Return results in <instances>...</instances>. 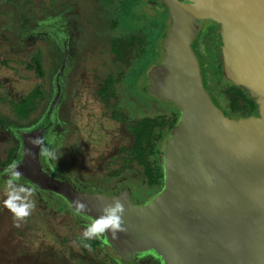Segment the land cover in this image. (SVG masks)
I'll use <instances>...</instances> for the list:
<instances>
[{
  "label": "water",
  "instance_id": "1",
  "mask_svg": "<svg viewBox=\"0 0 264 264\" xmlns=\"http://www.w3.org/2000/svg\"><path fill=\"white\" fill-rule=\"evenodd\" d=\"M160 1L171 27L147 90L180 109L162 150L161 189L141 205L127 190L109 196L76 189L44 170L41 128L20 133L23 151L12 173L75 211L79 198L88 206L80 214L91 218L120 200L127 231L102 237L123 259L151 251L162 264H264V0ZM205 20L220 24L224 76L255 98L257 116L229 117L207 91L193 48Z\"/></svg>",
  "mask_w": 264,
  "mask_h": 264
},
{
  "label": "rangeland",
  "instance_id": "2",
  "mask_svg": "<svg viewBox=\"0 0 264 264\" xmlns=\"http://www.w3.org/2000/svg\"><path fill=\"white\" fill-rule=\"evenodd\" d=\"M136 1V3L140 2L144 8L146 7L147 14L144 16L146 18L141 17L142 21L139 22L134 19L136 17L132 13L123 14V10L119 11L120 9H118L116 13L120 16L119 27L123 30L130 28L131 30H144L145 35L151 41V46L149 51H146L142 57L140 56L133 61L131 68L123 78V87L137 96L146 98L149 93L143 86L147 84L146 80L150 69L165 57V51L161 46V38L165 32L170 30L171 17L162 7L147 8V0L146 2L144 0ZM118 6L123 5L118 4ZM139 10L137 9V11ZM71 17L73 18L71 22L75 20L76 23H74L75 25L71 23V27H68V29L74 28L73 26L77 27L79 31L81 29L84 35H88L87 40H85L86 48H92L98 51L100 55L97 63L91 64L88 61L86 64L80 65L84 68V70L82 69L83 75L85 70H88L85 74L87 81L95 80L98 75L100 78L110 73L119 74L122 68L121 62L115 60L104 63L105 60L103 61V58H107L106 52L109 50V40H111V35L108 32L112 25V18L111 7L108 6V3H104L103 0H0V158H5V151L11 145L9 140H14V134L7 127L12 123L18 124L10 111L8 101H3L2 98L8 97L9 99L18 100L42 82H44L50 95L55 94L56 77L60 72L63 60L61 35L65 31L67 18ZM162 19H164V26L161 25L163 23ZM156 24L159 25L156 26ZM42 26H46L47 29L39 30ZM94 29L102 30V33H96ZM163 29L164 31H162ZM205 39L206 34L203 30L193 43L195 50L203 60L205 56L213 55V47L209 45L210 38ZM202 44L203 47H201ZM156 49L158 52H156ZM37 50L41 51L44 56V80L38 78L33 70L26 67V62ZM104 50L105 53H101ZM78 57L80 58V55ZM69 67L71 71L65 74L66 80H68L69 85L78 88L80 86H76L78 85L77 82L72 81L76 79L72 71H75L77 67L79 68L77 60L72 62ZM205 71L206 82L212 92L209 87L206 68ZM218 78L221 81L223 80L220 76ZM86 79L85 84L87 83ZM57 87L61 91V86L57 85ZM70 94H72L71 91ZM131 101L124 102V105L129 106L132 103ZM74 102L73 119L67 116L66 118L69 121L62 120V132L58 133V143L55 144L54 151L56 156H60L62 152L66 164L74 166L75 174L82 177L84 175L97 177V173L101 171L99 164L105 160V156L114 153L117 143L129 145L133 142V138L122 126L111 121L108 117L103 123L101 122V118L105 115L100 109L98 110L99 103L95 101L87 103L86 99H80L79 97ZM43 111L44 108L39 114L42 115ZM96 124L102 125L103 136L92 134L93 139L96 140L89 141L88 128ZM27 125L30 126V122ZM77 125L84 130L83 133L88 135L83 137L80 147L72 152V143L77 142L75 140ZM19 126L25 125L19 124ZM103 128L110 132H106ZM67 140L71 145L67 144ZM110 167L113 169L112 166ZM105 173H107L106 170ZM137 174L139 179L144 178L141 177V171H137ZM130 176L132 175L130 174ZM130 183L129 180L127 185L132 191L133 202H137L136 198L140 196V193L149 191V188H144L136 182L133 183V186ZM36 191L33 186L15 177L5 180L0 179V264H40L39 259H36L39 247L42 251L48 253L41 264H47V260L51 262L49 264H81L85 260V257L83 258L85 253L83 248L79 246L81 244L74 240L77 235L83 234L85 227L75 220L71 213L56 212L54 203L60 202L57 198L42 196L43 199L40 200L38 197L35 198L37 196ZM10 193L20 197L17 203L27 202L32 205L28 216L18 218L6 206L5 201L9 198ZM47 200L49 202H45ZM61 204L59 203L57 206L67 208L66 205ZM47 206L49 209H46ZM47 224L53 225V230L50 231L51 234L47 236V241L51 246L48 243L47 245L42 243L36 246L37 241L31 242L33 244L26 242L27 240H33L30 236L32 232L38 233L36 229H44V225ZM50 228L52 229V226ZM32 235L34 234L32 233ZM102 248L105 250V247ZM88 252L92 254L95 251L88 250ZM41 254L43 256V253ZM140 256L139 259L142 262L151 261L154 264H162L160 259L151 251L143 252ZM99 260L100 258H98Z\"/></svg>",
  "mask_w": 264,
  "mask_h": 264
},
{
  "label": "flooded vegetation",
  "instance_id": "3",
  "mask_svg": "<svg viewBox=\"0 0 264 264\" xmlns=\"http://www.w3.org/2000/svg\"><path fill=\"white\" fill-rule=\"evenodd\" d=\"M103 2L108 3V6L111 7V18H113L115 16L114 11H115L116 3L114 2V0H103ZM65 26H66L65 31L62 33L61 35L62 38L60 40L62 43L61 53L63 56V60H62V64L60 67V72L56 77V91L54 92L55 94L50 95L44 85V82L40 83V84H43L45 90L47 91V95H45L43 100H41L40 108L36 112L31 114L27 121L21 122L16 119L18 124L12 123L7 127V129L11 133L14 134V140L12 139L9 140L11 145L9 146L7 151H5V156H4L5 158H2V157L0 158V171H1L0 179L5 180V179H11L15 177V174L12 173V167L18 162V160L20 159L22 155L23 142H22L20 133L25 131L24 128H23L24 130L21 129L22 127L20 128L19 126L20 124V125H25V127L27 128L29 127L28 129H26V131L35 130L38 128L45 130V136H44V140L41 146L40 157H41V162L43 164L44 170L48 171L53 176L58 177L63 180H68L70 183L74 185L76 189L80 191H86L89 193H101V194L111 196V195L120 194L124 192L125 190H127L130 194V200L132 201V191L129 189L127 185L130 180L131 181L130 184L132 186H133V183L136 182L138 185L144 188H149L148 192L146 193L142 192L139 194L140 196L136 198L137 202L132 201L133 203L137 205L144 204L146 203V201L151 199L158 191L154 190L155 188L147 185L143 166L138 161H130L129 159L130 155H128V152H129V147L132 146L133 142L129 145L117 143L113 151L114 153L111 154L110 156H105L104 158L105 160L99 164L101 167V171L99 173L96 172L97 177H93L92 175H89V176L84 175L82 177L81 175L74 173L75 169L73 165L66 164L65 158L62 156L61 151H60L61 152L60 156H56L55 154L54 146L56 143H58V137H57L58 133L62 132V126H63L62 120L69 121V119L66 118L67 116L70 119H73L72 110L74 109L73 106H75L74 100L79 97L80 99L81 98L86 99L87 103H89V101H95L100 104V107H97V108L98 110L100 109L105 115L103 118H101L102 123L108 117L111 121L115 122L119 126H122L125 129V131L128 132L132 136V133L129 131V128H128V124L130 121L140 120L144 117H157L161 115L173 116L179 113L180 109L178 105L174 103L173 101H166V100L158 99L157 97L150 94L149 92H148L149 93L148 95L145 94L147 96L146 98H142V96H137L135 95V93L130 92L125 87H123L122 83L118 84V91L115 96H108V97L102 96L100 94L99 89L101 88V85L105 83V78L107 75L102 76L100 78L98 75V77L95 80L91 79L89 82L87 81L86 79L87 76L85 75L88 70L86 69L83 75L82 69L84 70V68L80 66L82 64H86L88 61H90L91 64L97 63V61L99 60V56H100L98 51L92 48H89V47L86 48L87 45L85 43V40H87L88 35L86 34L84 35L81 29L79 31V29L75 26H73L75 29L74 28L68 29V27H71V23L68 20L67 22H65ZM111 27L112 25L110 26V31L108 32L111 35V40H109V43H110L109 50L110 51L107 50L106 52L107 58H103V61L105 60L104 63L108 61L113 62L116 60V57L114 56V53H113L112 44H113L114 39L121 34V31L124 32V30L121 29L120 27H118L116 30L112 29ZM220 29H221V26L219 23L213 20H205L201 24L197 37L203 30L205 31V34H206L205 40H208L209 32L211 35L216 34L218 35V37L216 38V41L220 43L219 46L221 48L222 38H221ZM68 30L70 31L67 32ZM95 31L96 33L98 32L99 34L102 33V30L94 29V32ZM203 44H204V40H203ZM203 44L201 47H203ZM209 45L212 46L213 48L215 46V44H210V42H209ZM195 52L198 55V58L200 61L203 83L207 91L211 95L213 101L216 103V105H218V107H220L224 111V113L229 117L241 118V117H249L253 115L257 116L259 114L258 105H257L256 110H254V112L252 113L250 112L249 108L239 110L238 112L227 113V111H230L229 103L226 97L221 93L219 88L220 86H225L226 88H230L232 87L231 85L232 82L229 81L228 79H225L224 77H223V80L221 81L218 78V75L214 74L213 65L212 63H210L209 59H207L205 56L203 60L196 50ZM101 53H105V50L102 51ZM79 55H80V58L78 57ZM42 58H43V64H44L43 54H42ZM76 60H77V65H79V68L77 67L75 71H72V73L76 77V79L72 81L77 82L78 85L76 86H80L78 88H76L75 86L72 87L71 85H69V82L68 80H66V76H65V74L68 71H71L69 67L71 63L75 62ZM44 68H45V65H44ZM205 68L207 70V78L209 82V87L214 93V95L208 88L206 77H205V74H206ZM123 70L124 68H122L120 71H123ZM94 72H96V70H94ZM110 74H113V73H110ZM40 79L44 80L45 76ZM85 79L87 82L86 84L84 82ZM146 81L149 83L148 78ZM57 85L61 86V91H59ZM70 91L72 92V94H70ZM2 99L3 101L5 100L8 101L7 103L13 115V112L11 109V103H12V100L14 101V99H9L8 97L2 98ZM129 100H132L131 101L132 103L129 106L124 105V102L129 101ZM245 105L246 104H244V106ZM43 108H44L43 114L40 115L39 113L40 111L43 110ZM51 108L53 109L51 110ZM162 111H166V112H162ZM13 117L15 118V116ZM28 122H30V126L27 125ZM64 122L68 123L66 121ZM76 128H77V131L75 134V140L77 142L72 143V146H71V150L73 149L72 152H74L75 149L77 150V148L80 147L81 142L83 141V137L88 135V134L83 133L84 130L82 128H79L78 125ZM88 130L89 132L87 133H89V136H90L89 141L96 140V139H93L94 137L92 134L103 136V133H104V131L102 132V125H98V124L94 125L91 128H88ZM105 131L110 132L108 130H105ZM172 131L173 130L166 133L165 136L162 137V139L158 142V148L160 150V154L157 156V158H158L159 163L162 164V167H163V155H162L163 146L167 138L171 135ZM68 140L70 141V139ZM68 140H67V144L71 145L69 144ZM12 148L13 149L15 148L14 160L13 162L5 165L4 161L6 160L8 152ZM64 149H65V146H64ZM76 161H74V163H76ZM110 166H112L113 169H111ZM105 170L107 171V173H105ZM137 171H141L142 172L141 177H144V178L139 179ZM133 172H136V173L132 174ZM11 174H14V176H12ZM130 174L132 176H130ZM19 179L22 182L28 183L29 185L33 186L37 190L36 191L37 196L35 198L38 197L40 200L43 199L42 196H47L48 198L53 196L54 198H57V200L60 202L54 203L56 212L71 213L73 217L75 218V220L81 223L83 227H86L87 224L89 223L90 217L77 213V211L72 209L70 205L67 203V201L61 196L55 193H51V192L40 189L39 187H37L36 185H34L32 182H30L28 179L24 177L19 176ZM99 189H103V190H99ZM45 202H49V201L47 200ZM59 203L60 205H62L61 203H63V205H66L67 208L65 206H61L60 208V206H57ZM46 209H49L48 206L46 207ZM51 226H52V229L50 228ZM52 230H53V225H48V224L44 225V229L41 228L38 230L37 228L36 231H38V233H35L34 231L32 232L34 235H32V233L30 234L31 239L33 240H27L26 242L31 243L33 241L35 242L37 241L38 243L36 244V246H39L42 243L44 244L46 243V245L48 243V245H50L49 242L47 241L48 239L47 236L51 234ZM97 240L99 241L97 242ZM74 241L81 244L79 246H81L84 250V253L87 254L86 256L84 254L83 258L85 257V260L82 261L81 264H154L151 261L142 262L139 259V257H141L140 256L141 253L134 254L132 259H123L109 244H107L104 241L102 236H100L97 239L86 240L84 239L83 234H82L79 236L77 235ZM102 247H105V250ZM38 249L39 251L36 255L37 257L36 259H39L40 264H41L42 263L41 261L44 260L45 256L48 253L47 252L45 253L44 250L42 251L40 247ZM88 250L95 251V252L91 254L88 252ZM41 253H43V256ZM98 258H100L99 261H98ZM49 263L51 262L47 260V264Z\"/></svg>",
  "mask_w": 264,
  "mask_h": 264
},
{
  "label": "trees",
  "instance_id": "4",
  "mask_svg": "<svg viewBox=\"0 0 264 264\" xmlns=\"http://www.w3.org/2000/svg\"><path fill=\"white\" fill-rule=\"evenodd\" d=\"M144 1L146 2V0ZM114 2L116 3V6L114 11L115 16L112 18V29L116 30L119 27L120 16H118L119 14L117 15L116 13L118 9H120L119 11L123 10V14L132 13L133 16L136 17L133 18L138 20L139 22L142 21L141 17H144L147 14L146 7L144 8L143 6H141L140 2L136 3V0H114ZM147 2V8L154 9L156 8L155 6L158 5L157 8L162 7L169 14L168 7H166L162 1L147 0ZM118 4L123 6L119 7ZM137 9L140 10L137 11ZM67 19L72 24L76 23L75 20L71 22V20L73 19L72 17ZM161 21H163L161 25L164 26V19H162ZM157 25L159 24H156V26ZM40 29L45 30L47 29V27L42 26L39 28V30ZM162 31H164V29ZM167 33L168 32H165V34L161 38L162 47L163 40ZM208 35V38H210V44H215V46L214 48H212L213 55L206 56V58L209 59L210 63H212L214 74H217L218 77L220 76L227 79L223 73L221 48L219 46L220 43L216 41L218 35H211L210 32ZM150 46L151 41L149 40L148 36L145 35L144 30H131L130 28L128 30L125 29L124 32L121 31V34L114 39L112 47L114 56L116 57V61L122 63V68H124V70L120 71V73L117 75H107L105 78V83H103L101 85V88L99 89L100 94L104 97L115 96L118 91V84H123V78H125L127 71H129L128 69L131 68V64L133 63V61L139 56L142 57L146 51H149ZM152 47L154 48L153 45ZM156 52H158L157 49ZM26 67L33 70L38 78H43L45 76L42 53L39 50H37L30 56V59L26 62ZM231 85L232 87L230 88H226L225 86H220L219 88L221 93L226 97L229 103L230 111H227V113L238 112L239 110H243L246 108H249L251 113L254 112V110H256L257 108L255 98L250 96L246 89L239 87L233 83H231ZM147 86L148 82L144 85V89H147ZM45 95H47V91L45 90L43 84H40L37 85L34 90L25 95L22 99L17 101L12 100L11 109L13 112V116H15L18 121H27L30 115L40 108L41 100H43ZM244 104L246 105L244 106ZM179 115L180 112L173 116L161 115L157 117H144L140 120L130 121L128 124L129 131L132 133L134 139L132 146L129 147V159L130 161H138L143 166L147 185L155 188L154 190L157 191L160 190V186L163 182L164 177L162 164L159 163L157 158V156L160 154L158 142L162 139V137L165 136L166 133L173 130L175 124L177 123ZM20 128H24L26 130L29 127L27 128L25 126H20ZM14 156L15 148H12L8 152L4 164L6 165L13 162ZM11 175L14 176V174ZM98 241L99 240H97V242Z\"/></svg>",
  "mask_w": 264,
  "mask_h": 264
},
{
  "label": "clouds",
  "instance_id": "5",
  "mask_svg": "<svg viewBox=\"0 0 264 264\" xmlns=\"http://www.w3.org/2000/svg\"><path fill=\"white\" fill-rule=\"evenodd\" d=\"M15 178L19 179V173L15 174ZM19 200L20 197L18 195L10 193L5 204L18 218H24L29 215L32 205L27 202L17 203ZM74 204L77 213L87 210L88 206L79 198L74 201ZM100 211L101 214L99 216L89 218V223L83 231L84 239H97L106 232H111L112 237L117 238V233L127 231L123 220L125 208L120 200L117 199L112 203L104 204Z\"/></svg>",
  "mask_w": 264,
  "mask_h": 264
}]
</instances>
